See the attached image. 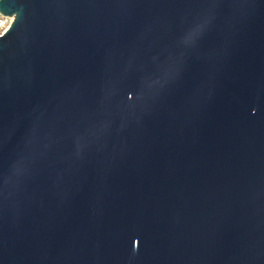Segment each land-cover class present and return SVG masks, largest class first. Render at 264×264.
<instances>
[{"label":"water","instance_id":"1","mask_svg":"<svg viewBox=\"0 0 264 264\" xmlns=\"http://www.w3.org/2000/svg\"><path fill=\"white\" fill-rule=\"evenodd\" d=\"M0 14V264H264V0Z\"/></svg>","mask_w":264,"mask_h":264},{"label":"built area","instance_id":"2","mask_svg":"<svg viewBox=\"0 0 264 264\" xmlns=\"http://www.w3.org/2000/svg\"><path fill=\"white\" fill-rule=\"evenodd\" d=\"M12 18L7 16H2L0 14V37L6 33V31L9 29Z\"/></svg>","mask_w":264,"mask_h":264}]
</instances>
